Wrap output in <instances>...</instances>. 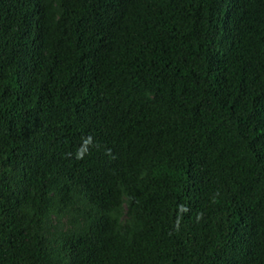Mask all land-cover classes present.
Instances as JSON below:
<instances>
[{"label":"trees","instance_id":"16d2710c","mask_svg":"<svg viewBox=\"0 0 264 264\" xmlns=\"http://www.w3.org/2000/svg\"><path fill=\"white\" fill-rule=\"evenodd\" d=\"M0 264H264V0H0Z\"/></svg>","mask_w":264,"mask_h":264}]
</instances>
